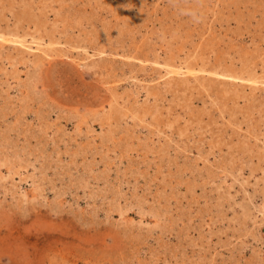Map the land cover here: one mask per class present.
Returning a JSON list of instances; mask_svg holds the SVG:
<instances>
[{
  "label": "rangeland",
  "instance_id": "obj_1",
  "mask_svg": "<svg viewBox=\"0 0 264 264\" xmlns=\"http://www.w3.org/2000/svg\"><path fill=\"white\" fill-rule=\"evenodd\" d=\"M0 264H264V0H0Z\"/></svg>",
  "mask_w": 264,
  "mask_h": 264
},
{
  "label": "bare ground",
  "instance_id": "obj_2",
  "mask_svg": "<svg viewBox=\"0 0 264 264\" xmlns=\"http://www.w3.org/2000/svg\"><path fill=\"white\" fill-rule=\"evenodd\" d=\"M199 71V70H202V68H199V69H197V68H195V67H192V68H190V69H188V72H193V71ZM174 71V70H173ZM176 71V70H175ZM174 71V72H175ZM223 74H225V73H223ZM225 75H232V73H229V72H227ZM233 75H235V76H237L236 74H233Z\"/></svg>",
  "mask_w": 264,
  "mask_h": 264
}]
</instances>
